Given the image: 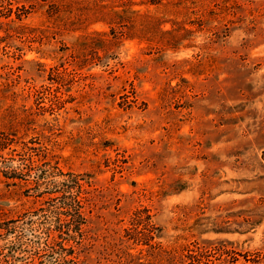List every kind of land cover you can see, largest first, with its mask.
I'll return each instance as SVG.
<instances>
[{"label": "rangeland", "instance_id": "obj_1", "mask_svg": "<svg viewBox=\"0 0 264 264\" xmlns=\"http://www.w3.org/2000/svg\"><path fill=\"white\" fill-rule=\"evenodd\" d=\"M69 176L63 263L40 246ZM142 209L148 246L124 232ZM183 256L264 264V0H0V264Z\"/></svg>", "mask_w": 264, "mask_h": 264}, {"label": "trees", "instance_id": "obj_2", "mask_svg": "<svg viewBox=\"0 0 264 264\" xmlns=\"http://www.w3.org/2000/svg\"><path fill=\"white\" fill-rule=\"evenodd\" d=\"M25 182L27 183V181L23 183ZM18 184L19 183H17V185ZM87 185L88 184H85V182H82L76 176H69V179L58 183L57 190L52 192L53 196L47 198L48 201H50V203L48 202L47 210L52 214V224L45 227L43 232L44 240L40 247H42L44 252H56L58 258L63 263H66L75 254L71 250H75L73 245H69V249H63V243L68 242L69 244L70 242H76L74 241L76 237L77 239H81L78 237L82 236L83 229L87 226V220L85 219L87 205L83 204V201L88 198V194L85 192V186ZM44 203V201L40 202L39 206L34 209L33 212L41 211ZM11 230L12 229L6 228L5 232L11 234ZM157 230V227L152 223V217L149 211L142 209L137 210L129 217L128 228H126L124 232L128 240H133L136 244L148 246L151 241L156 238L154 236ZM8 251L9 253L7 255H12L11 251H13V249ZM190 257L194 258L193 256ZM186 258H188V256H183L174 260L171 259L167 263L185 264ZM180 259L182 260L181 263L178 261Z\"/></svg>", "mask_w": 264, "mask_h": 264}]
</instances>
